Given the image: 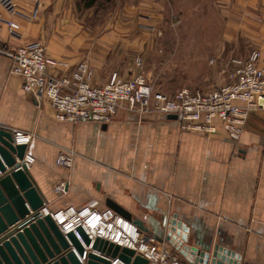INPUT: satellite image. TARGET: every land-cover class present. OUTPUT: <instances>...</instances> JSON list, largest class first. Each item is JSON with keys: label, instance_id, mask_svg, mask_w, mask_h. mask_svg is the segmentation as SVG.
Instances as JSON below:
<instances>
[{"label": "crops", "instance_id": "1", "mask_svg": "<svg viewBox=\"0 0 264 264\" xmlns=\"http://www.w3.org/2000/svg\"><path fill=\"white\" fill-rule=\"evenodd\" d=\"M16 1L20 30L11 36L3 25L1 48L40 41L48 58L65 59L70 66L86 60L94 85L114 75L133 77L126 58L130 40L117 31L121 23L91 28L76 20L73 0ZM218 2L225 17L215 60L253 49L264 55V0ZM213 69L228 81L225 69L217 63ZM0 125L31 133L29 172L51 208L102 209L110 199L154 236L162 231L163 216L175 213L190 226L193 241H222L243 263L264 264V110L251 112L237 139L223 130H182L177 119L153 111L138 114L126 105L104 124L61 121L45 96L24 92L22 78L0 55ZM61 150H71L70 166L56 162ZM59 181L65 187L58 194Z\"/></svg>", "mask_w": 264, "mask_h": 264}, {"label": "built area", "instance_id": "2", "mask_svg": "<svg viewBox=\"0 0 264 264\" xmlns=\"http://www.w3.org/2000/svg\"><path fill=\"white\" fill-rule=\"evenodd\" d=\"M17 13L16 0H0V31L4 25L11 36L18 34L20 23L14 19ZM0 55L10 60L11 72L22 78L24 92L33 93L37 99L45 96L54 108L55 118L61 121L93 120L104 124L113 118L118 108L126 105L138 114L153 111L166 117L175 115L182 130L205 134L223 130L230 138L237 139L251 112L264 110V55L256 49L245 56H230L223 63L228 75L226 83L203 93L181 87L173 94L157 90L148 81L140 69L139 58L136 64L140 70L133 77L114 75L104 84L94 85L93 70L86 60L70 66L65 59L48 58L40 41L14 49L0 47ZM49 68L58 69V72H49ZM11 134L13 144L27 145L31 140V133L22 129L12 128ZM70 151H59L56 162L70 166ZM33 162L34 157L25 151L22 163L29 170ZM64 187L65 182L59 181L54 191L59 194ZM39 212L41 217L50 215L64 235L74 232L85 250L100 237L133 249L135 254L147 259V264H192L168 242L141 232L131 220L109 207L66 205L51 208L44 201ZM79 227L90 239L88 246L77 231ZM80 259H86L85 252Z\"/></svg>", "mask_w": 264, "mask_h": 264}, {"label": "water", "instance_id": "3", "mask_svg": "<svg viewBox=\"0 0 264 264\" xmlns=\"http://www.w3.org/2000/svg\"><path fill=\"white\" fill-rule=\"evenodd\" d=\"M167 118L176 119L175 115ZM25 144H13L11 129L0 125V264H147L146 258L128 247L97 237L84 249L74 232L64 235L50 215L40 216L44 197L29 170L22 163ZM106 206L131 220L138 229H148L138 218L107 199ZM32 211V213L30 212ZM190 226L174 213L162 218V231L155 236L165 240L192 264H243L242 256L222 243L202 244L190 237ZM83 243L90 239L77 228ZM86 254V259L80 257Z\"/></svg>", "mask_w": 264, "mask_h": 264}, {"label": "rangeland", "instance_id": "4", "mask_svg": "<svg viewBox=\"0 0 264 264\" xmlns=\"http://www.w3.org/2000/svg\"><path fill=\"white\" fill-rule=\"evenodd\" d=\"M72 3L76 20L91 28L105 21L122 24L117 31L130 40V70H143L157 90L173 94L189 87L203 93L226 81L213 69L217 63L223 70L227 61L215 60L225 17L218 0H99L89 9L79 0Z\"/></svg>", "mask_w": 264, "mask_h": 264}, {"label": "trees", "instance_id": "5", "mask_svg": "<svg viewBox=\"0 0 264 264\" xmlns=\"http://www.w3.org/2000/svg\"><path fill=\"white\" fill-rule=\"evenodd\" d=\"M99 0H79V5L81 8L89 9L96 5V3ZM105 1H111V0H105Z\"/></svg>", "mask_w": 264, "mask_h": 264}]
</instances>
